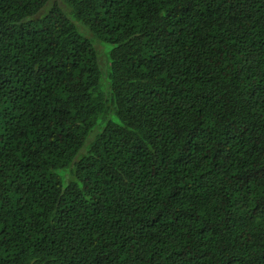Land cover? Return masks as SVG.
<instances>
[{
	"label": "trees",
	"instance_id": "trees-1",
	"mask_svg": "<svg viewBox=\"0 0 264 264\" xmlns=\"http://www.w3.org/2000/svg\"><path fill=\"white\" fill-rule=\"evenodd\" d=\"M0 264H264V0H0Z\"/></svg>",
	"mask_w": 264,
	"mask_h": 264
}]
</instances>
